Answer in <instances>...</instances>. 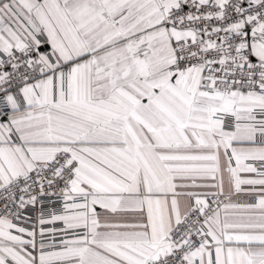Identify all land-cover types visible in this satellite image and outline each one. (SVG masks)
<instances>
[{
  "label": "snow or ice",
  "instance_id": "1",
  "mask_svg": "<svg viewBox=\"0 0 264 264\" xmlns=\"http://www.w3.org/2000/svg\"><path fill=\"white\" fill-rule=\"evenodd\" d=\"M0 264H264V0H0Z\"/></svg>",
  "mask_w": 264,
  "mask_h": 264
}]
</instances>
